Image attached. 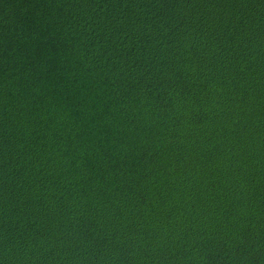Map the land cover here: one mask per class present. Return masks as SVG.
<instances>
[{
	"label": "trees",
	"instance_id": "obj_1",
	"mask_svg": "<svg viewBox=\"0 0 264 264\" xmlns=\"http://www.w3.org/2000/svg\"><path fill=\"white\" fill-rule=\"evenodd\" d=\"M0 264H264V0H0Z\"/></svg>",
	"mask_w": 264,
	"mask_h": 264
}]
</instances>
